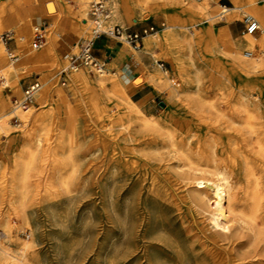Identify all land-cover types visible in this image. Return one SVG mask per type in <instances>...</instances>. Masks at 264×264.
<instances>
[{
    "label": "bare ground",
    "instance_id": "bare-ground-1",
    "mask_svg": "<svg viewBox=\"0 0 264 264\" xmlns=\"http://www.w3.org/2000/svg\"><path fill=\"white\" fill-rule=\"evenodd\" d=\"M54 1L58 6L59 13L54 16L51 26L45 27V25L35 23L34 19L28 15L24 0H0V30L6 27L3 15L9 12L16 15L19 21L16 29H24L26 37L31 36L32 29L35 31L36 28L44 26L42 28L43 34L47 40L44 39L42 46L47 43L46 52L51 57L50 61H42L38 59L40 52L32 54L34 52L32 51L30 54L34 56V59L29 64L21 62L23 55L20 58L11 56L10 61H8L5 54V43L0 39V63L3 71L7 74V80H3L5 78L0 74V83H5L0 87V132H8L13 128L11 123L12 113L19 114V118L33 120L35 126L26 131L27 133L40 132L34 138L22 140L20 147L13 155V166L9 169V186L13 194L9 195L10 197L7 199V208L12 210L20 219L18 231L23 232L25 229H30L31 233L26 238L17 233L14 239L15 245L13 246L11 244L12 235L10 234L11 225L7 221V214L5 212L0 213V264H42L38 250L35 248V231L30 218V207L34 204L31 197L34 192L32 181L34 178L32 177L42 171L41 161L47 160V155L45 158L41 155V134H50L49 131L55 123L57 124L56 140L54 145H51L53 151L49 157L50 162L47 161L49 164L47 165L48 175L44 186V199L55 197V191L68 194L75 191L74 187L76 186L81 161L78 148L84 141L81 127L82 112H87L91 120L96 122L93 114L95 113L99 118L102 111L100 100L97 97H92L91 102L87 101L84 98L82 89L87 90L94 96H97L95 95L97 90L101 89L106 98L113 100L116 110L111 108L106 111L108 117L111 118L109 124L105 123V126L109 128V139L116 141L119 136H122L120 138L129 142L131 150L139 152L153 163L163 160L170 161L168 166L175 169L179 179L178 182L183 188L186 198L196 208L197 212L206 215L212 222L213 232L215 233L212 240L214 247L218 243L227 249L218 253L215 252L213 247L207 248L203 256L204 258L211 256L213 262L209 264H228L225 259L227 255H230L229 252L234 250L232 261L235 264H264V132H255L257 113L262 112V107L258 103L252 104L248 101L246 89L247 87L249 89L253 88L246 83L238 87L236 97L244 114L243 126L252 132H238L241 136L240 140L236 141L234 139L228 142L229 152L232 153L229 155L231 160L235 161V156H241L240 171L245 180L244 200L240 196L242 188L240 181L233 180L224 166L220 164V160L218 161L211 154L212 151L204 156L198 150L194 152L186 145L184 138L176 128L175 121L179 119L173 114L174 112L165 109L164 115L147 113L143 106L133 100L127 92L119 73H112L109 69H105L103 65H90L94 66L98 72L94 77L86 72L78 71V67L72 69V71H75V76L72 77L71 71L69 79L75 82L77 91H74L80 94L76 103L70 101L64 88L58 85L55 88V93H53L56 98V105H51L48 113L43 108L36 109L31 119V105L16 110H12L11 106V111L7 110L11 94L3 93L5 87L10 84L11 88H14V93L20 95L22 88L19 81L23 73H27V71L29 73L33 68L40 69L45 65L59 61V54L52 43L53 37L59 34L56 26L60 23L75 22L77 30L79 28V24L71 16L72 11H70L67 4L72 1ZM75 2L84 15L81 22L85 28L87 27L88 32L90 26V17H87L89 13L88 0H75ZM131 2V4L124 2L122 7L118 9L119 14L124 17L138 13L137 16L135 15L132 18L134 22L140 20V15H149L159 8H164L167 11H189L194 16L202 17L206 21V24L201 28L194 25H192L193 28H190L187 24H169L163 29L162 33L153 31L154 33H148L145 38V35L143 36L146 46L157 44L161 47L163 58L170 59L176 68L184 73V81L191 78V73L197 75L200 69L194 63L193 58L188 55L186 60L181 52L185 48L192 51L194 46L197 45L204 44V61L214 63L218 68H222L227 62L229 68L234 71L235 75L238 72L244 82L252 72L264 66V57L256 55L254 52L257 45L264 47V2L246 0V8L242 10V13L244 16L254 17L259 23V28L253 32L246 30V33L237 38H232L226 28L215 29L213 23L225 13L229 14V19H240L239 6L228 8L217 3L216 0H132ZM113 14L114 7L111 8L110 18L105 22L106 26L112 27L114 24H118L112 22ZM81 37L74 43L73 50L77 48ZM118 39L128 42L122 38ZM158 60L156 59V62ZM192 68H194V72ZM3 71L1 72L4 75ZM221 77H224V74H221ZM146 79L158 90L167 93V102H171L173 109L177 108V102L180 101L188 102L189 108H193L201 115H204L206 109L210 111L220 110L216 104V97H208L205 89L199 87L195 90H182L173 76L161 67H155L149 71ZM217 89L222 92V83L217 84ZM39 94L42 99L47 97L45 89ZM214 118L218 120V116ZM15 125L18 127L20 124ZM205 141L207 146H212L211 139ZM153 143L158 145L153 146ZM211 149L213 150V148ZM171 159H177V163L173 164ZM154 165L147 166L145 174L151 172V187L149 190L152 193H157L156 183L161 174L153 169ZM5 170L4 166L0 165V192L6 188ZM45 171L47 170L45 169ZM2 199L0 197V207L4 204ZM178 250L183 260L186 259V252L180 247ZM167 255V253L160 250L155 251L153 264H168L166 261ZM198 259H200L198 264H203L201 258Z\"/></svg>",
    "mask_w": 264,
    "mask_h": 264
},
{
    "label": "rangeland",
    "instance_id": "rangeland-1",
    "mask_svg": "<svg viewBox=\"0 0 264 264\" xmlns=\"http://www.w3.org/2000/svg\"><path fill=\"white\" fill-rule=\"evenodd\" d=\"M42 1L43 0H35L39 6L42 5ZM90 1L91 0H88V12ZM131 1L132 0H109L108 4L110 7H114L112 22L135 30H140L148 25H154L153 31L161 29L165 25H169L168 20L161 13H153L148 19H145L148 15H140V22L133 24L134 21H132V18L135 15L137 16L138 13L124 17L119 14L118 9L122 7L124 2H129L131 4ZM258 1L264 2V0ZM216 2L227 6L232 5L230 0H216ZM67 4L70 11H72L71 16L78 22L79 26L83 28V32L80 34L84 36L87 32V27L85 28L81 22L84 15L80 11L79 5L76 4L75 1ZM239 7L238 12L241 14V17L239 20L232 21L242 28L240 34L233 33V35L238 36L244 31L246 33L243 22L245 16L242 13V10L245 9L246 6L244 4ZM28 15L30 16L29 13ZM40 17V24L49 23L53 19V16H49L44 10ZM87 17H90L89 13ZM202 21L205 25L206 21L202 17H199L197 20H192V22H189L190 24L187 25L193 28L192 25L195 26L196 23ZM163 22H165V24H163ZM224 22V20L218 19L214 23L215 26H219L224 24ZM10 29L13 28H2L0 30V35ZM153 31H149V33H154ZM17 33L18 32H16V34ZM33 36L34 29H32L31 36L26 37V40L30 38V52L34 51L32 54H37L42 50H46L47 43H44L39 49H33L31 47ZM44 37V39L47 40L45 35ZM111 38L117 42V45L124 42H120L118 38ZM124 43H128L127 45L130 50L134 51L133 46L129 44V42ZM5 46V54L8 61H10L11 55H9L7 46L14 48V44H5ZM156 46L159 45L146 46V48H153ZM141 47L142 42H140V46L135 49L140 51ZM77 50L78 47L68 51L67 55L61 56L57 63L45 65L40 69L33 68L29 73L27 71V73L21 75L20 83L22 90L25 85L29 84L38 76L39 80L42 82V86L38 92L40 93L45 89L47 93V97L42 99L37 92L35 101L31 104V119L36 109L43 108L45 112L48 113L49 107L51 105H56V98L53 96V93H55V88H57L58 85L64 88L70 101L77 102L80 94L75 92L77 91L75 82L69 79L66 84H62L59 79V70L61 66L66 62L68 55ZM263 51L264 47L258 45L254 49L256 55L258 54L264 57ZM143 54V62L146 63L149 69L161 67L167 70L177 81L182 90H195L199 87L205 89V93L208 97H216V104L220 110L210 111L206 109L204 115H201L191 107L189 108L190 105L188 102L179 101L180 104L182 103L183 109H181L182 111L179 114L173 113L181 120L179 122V120L176 119V128L184 138L186 145L190 147L192 151L195 152L198 150V152L204 156H207L209 152L211 153L212 151L211 154L218 161L220 160V164L224 166L233 180L240 181L242 186L240 196L242 200H244L245 180L240 171L241 156H235V161L231 160L229 155L232 153L229 152L230 146L228 142L234 139L236 141L240 140L241 136L238 132H252L243 126L244 114L241 111L238 98L236 97L238 87L245 83L253 88L249 89L247 87L246 89L248 101L252 104L258 103L262 107V112L257 113L255 132H264V91L262 92V90H264V66L252 72L246 77V81L244 82V80L240 78L238 72H236L235 75L234 71L229 68L227 62L225 66L218 68L214 63L204 61V44L200 46L197 45L194 46L192 51L185 48L181 52L186 60L188 55L193 58L194 63L200 69L197 75L191 73V78L188 81L186 79L184 81V73L176 68L170 59L163 58L162 49L160 51L159 48H155L154 57L151 50L143 52ZM15 56L18 58L22 57L20 51L19 53L15 52ZM154 58L159 59L158 62H156ZM107 60H109V58L97 59L99 63L98 66L103 65L105 69L110 68L116 71L117 68L114 62L107 63ZM0 68L1 71H3L1 63ZM78 68V71L86 72L93 77L98 73L94 66L81 65ZM193 70L194 68H192V71ZM1 71L0 74L5 78L3 80H7V74L3 71V75ZM74 74L75 71L73 70V78L75 76ZM221 74H224V77H221ZM218 83H222L224 91L223 89L222 92L218 91ZM0 84V87H2L5 83ZM144 85L155 88L147 83H144ZM67 88L71 91V95L67 92ZM22 90L20 95L15 94L14 88H11L10 84L3 89L4 94H12L7 110L11 111L13 98L21 97L23 94ZM155 90L159 95L152 101L153 107L147 109V112H154L151 114L155 115H164L166 112L164 108L166 107L165 104L168 99L167 93L156 88ZM251 92L255 93L251 94ZM82 93L84 98L89 102H91L92 97H97L100 100L102 111L99 118H97L95 113L93 114L96 122L91 120L87 112H82L81 127L84 141L78 148V155L81 157V161L77 181L75 183L76 188L74 187L75 191L69 194L55 191V197L44 199V186L48 175L47 165L49 164L48 162H50L49 157L53 151L52 146L56 140L58 131L57 124L55 123L53 128L49 131L50 134H41V155L44 156L43 158L47 155V160L44 159V161H41L43 165L42 171L37 173L38 176L34 175L32 177L34 178L32 179L34 192L31 194V197L34 204L30 207L31 223L35 231V248L38 250L41 263L153 264V254L158 250L168 254L166 260L168 264H198V260H200L198 259L199 257L203 264L212 263L213 260L211 256L205 258L203 256L207 248L213 247L215 252L218 253L226 251L227 249L218 243H216V247H214L212 240L215 233L213 232L212 222L206 215L197 212L196 208L186 198L184 190L178 182L179 179L175 169L168 166L170 161L163 160L153 163L139 152L131 150L129 142L120 138L122 136H119L116 141L109 139V128L105 126V123L109 124L111 118L108 117L106 111H109L111 108L116 110L113 100L106 98L101 89L97 90V94H95L97 96L83 89ZM104 101L108 102L106 103ZM162 102L164 104H162ZM167 106L169 107V105ZM168 107H166V110L170 111ZM215 116H218V120H215ZM19 117V114L16 115L12 113L11 123L13 128L8 132H0V146H3L0 147V165L4 166V170L6 167L4 176L6 188L0 192V197L3 198L4 204L0 207V213L5 212L7 214V221L11 225L10 234L12 235L11 244L13 246L15 245L14 239L17 233H20L22 237L26 238L31 231L30 229H25V231L19 232L18 227L20 226V219L12 210H8L7 208V199L13 194L9 186V169L13 166V155L20 147L22 139H31L40 133H27L26 131L35 126L33 120L29 121L30 119H22ZM17 123L20 124L18 127L15 125ZM23 124L25 125L24 127L22 126ZM11 135L17 140L16 147L12 153L4 149V144H6V142L7 144L11 143ZM209 139L212 140V146H207L206 144L205 140ZM156 144L157 143H153V146L158 145ZM211 148H213V150ZM42 151L45 154H42ZM171 162L176 164L177 159H171ZM150 164H155L153 169L161 174L156 183L157 193H152L149 190L151 187V172L145 174V168L150 166ZM44 168L47 171H45ZM171 183L174 184L172 185ZM179 247L186 252L187 258L184 260L179 253ZM234 253L235 250L229 252L230 255H227L225 260L228 261V264H235V262L232 261Z\"/></svg>",
    "mask_w": 264,
    "mask_h": 264
},
{
    "label": "crops",
    "instance_id": "crops-1",
    "mask_svg": "<svg viewBox=\"0 0 264 264\" xmlns=\"http://www.w3.org/2000/svg\"><path fill=\"white\" fill-rule=\"evenodd\" d=\"M49 1H52L54 5V9L51 12H47L46 10V3ZM67 1H75V0H67ZM230 1L232 2L231 6H227L222 3L220 4L228 8L246 4V0H230ZM212 3L215 4L214 1H212ZM24 4L27 7L26 9L28 13L30 14V17H32L34 19L33 21L35 23H38L39 25H43V24H40V18H41L40 15L42 14L43 10L46 11V13L49 16H53V19H54V16L59 13L58 6L56 5L54 0H43L42 6H38L35 0H24ZM166 11L167 10L164 8L156 9L155 11H152L145 19L150 18L153 13H161L168 20L169 24L180 25V24H190L189 22H192V20L194 19L197 20V18H199V16H194L189 11L188 12L180 11V10H177V11L168 10L167 12ZM220 19L224 20L225 22L224 24H221L219 26H215V23H214L213 27L215 29L226 28V30L229 32L232 38L241 37L245 33L244 31L240 36L233 35V33L240 34V32L242 31V28L239 25L232 22L234 20H239V19H234V20L229 19V14H226V13L222 14ZM3 20L5 22L6 27L13 28L10 30H13V31L16 30L15 33L18 32L15 38L16 46L14 47L15 48L14 52L19 53L20 51L21 55H23L21 62L23 64H29L30 61L34 59V56L32 54L30 55V48H29L30 38L26 40L24 29L22 28L16 29L19 21L13 12L5 13L3 15ZM140 20L134 22L133 24H137L138 22H140ZM51 24H52V21L44 25L45 27H50ZM163 24H165V22H163ZM203 25L204 24L202 21V22L196 23L195 26L197 28H201ZM56 27H57L56 30L58 31L59 34H56L53 37L52 43L56 47L59 57L66 56L68 51L73 49L74 43L81 37L80 33L83 32V28L79 26L77 30L75 26V22L60 23ZM164 27H162L161 29L155 30L154 32L158 31L159 33H162ZM146 36L147 35H145L144 38ZM144 38L142 40V47L140 51L135 49L134 47H133L134 51H132L127 45L128 43H124L120 40V42L122 43H119L118 44L119 46H118L117 42L114 41L111 37L100 36L95 40L93 52H94V56L97 59L99 58L108 59L109 58V60H107V63H111L112 61L114 62V65L116 66L117 70L113 71L110 68L108 69L112 73H119V77L124 83V85L126 86L127 92L130 94L133 100H136L141 106H143V108L147 112V109H150L151 107H153L152 101H154L159 94L155 90L156 87L146 79L147 73L153 70L154 68L149 69L146 63L143 62V55H144L143 52H148L151 50L153 52L152 55L154 57L155 48H159L160 51H161V48L159 46H156L153 48H146ZM38 59L47 62L51 60V57L50 55L47 54L46 50H42L40 51V55H38ZM154 60L156 61L155 58ZM144 83H147L150 86L155 87V88H150L147 85H144ZM19 84L21 86L20 81H19ZM67 92L71 95V91L68 88H67ZM104 102L107 103L108 101H104ZM181 104L177 102V108H174V109L171 105V102L170 103L166 102L165 106L168 107L167 105H169L168 107V109L170 110L169 112H172V113L174 112L175 114H179L182 111L181 109H183ZM166 107L164 109H166ZM151 113H154V112H151ZM10 142H11L10 144H7V142L6 144H4L5 146L4 149L9 150L12 153L17 143V140L16 138L13 137V135L10 136ZM0 147H3V146H0Z\"/></svg>",
    "mask_w": 264,
    "mask_h": 264
},
{
    "label": "built area",
    "instance_id": "built-area-1",
    "mask_svg": "<svg viewBox=\"0 0 264 264\" xmlns=\"http://www.w3.org/2000/svg\"><path fill=\"white\" fill-rule=\"evenodd\" d=\"M90 26L85 36L81 37L78 41L76 52H71L66 62L61 66L59 70V79L62 84H66L69 79L70 73L73 68L81 65H95L98 66L97 58L94 56L93 48L95 40L100 36H108L114 38H122L128 41L134 48L140 46L144 35L148 34L149 31L154 30V25H148L141 28L140 30L130 29L129 27L124 28L120 24H114L106 26L105 22L110 18L111 7L108 4V0H91L90 1ZM245 29L249 32L258 30L259 23L252 16H245L244 20ZM46 24V23H45ZM44 25V24H43ZM36 28L34 31L33 40L31 46L35 49L40 48L44 42L43 28ZM0 38L5 44L13 43L16 46L15 38L16 33L13 30H7L0 35ZM15 48L7 46L9 54L15 57ZM42 86V82L37 76L23 89L21 97H14L12 100V110L19 108H27L31 105L36 98V94Z\"/></svg>",
    "mask_w": 264,
    "mask_h": 264
},
{
    "label": "water",
    "instance_id": "water-1",
    "mask_svg": "<svg viewBox=\"0 0 264 264\" xmlns=\"http://www.w3.org/2000/svg\"><path fill=\"white\" fill-rule=\"evenodd\" d=\"M46 8H47L48 12H51L54 9L53 2L52 1L47 2ZM145 15L147 16L148 14H145ZM162 104H164V103L162 102Z\"/></svg>",
    "mask_w": 264,
    "mask_h": 264
}]
</instances>
